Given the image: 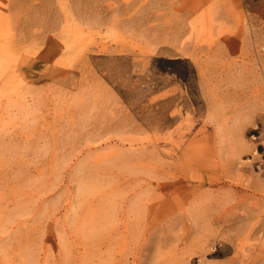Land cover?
I'll use <instances>...</instances> for the list:
<instances>
[{
    "label": "rangeland",
    "instance_id": "1",
    "mask_svg": "<svg viewBox=\"0 0 264 264\" xmlns=\"http://www.w3.org/2000/svg\"><path fill=\"white\" fill-rule=\"evenodd\" d=\"M0 264H264V0H0Z\"/></svg>",
    "mask_w": 264,
    "mask_h": 264
}]
</instances>
